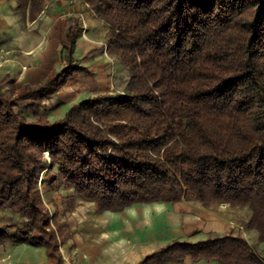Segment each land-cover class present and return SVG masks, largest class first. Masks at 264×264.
<instances>
[{
	"label": "trees",
	"instance_id": "trees-1",
	"mask_svg": "<svg viewBox=\"0 0 264 264\" xmlns=\"http://www.w3.org/2000/svg\"><path fill=\"white\" fill-rule=\"evenodd\" d=\"M16 2L31 21L46 2L63 4ZM81 2L103 22L129 81L50 119L46 101L68 76L87 72L73 56L84 28L75 9L62 40L65 67L34 84L0 83V209L23 216L0 226V243H34L61 257L59 229L38 188L41 172L55 168L75 198L98 211L178 201L246 209L244 226L263 244L254 250L240 229L173 238L140 264L187 257L264 264V0Z\"/></svg>",
	"mask_w": 264,
	"mask_h": 264
},
{
	"label": "rangeland",
	"instance_id": "rangeland-1",
	"mask_svg": "<svg viewBox=\"0 0 264 264\" xmlns=\"http://www.w3.org/2000/svg\"><path fill=\"white\" fill-rule=\"evenodd\" d=\"M59 1L67 6L65 11H62L64 6L57 2H46L44 10L38 14V19L31 21L29 17H22L19 14L16 0H0L1 45L5 48L7 46L35 48L36 53L28 56L29 60H25L26 64L36 61L43 63L39 68L42 70L38 73L39 75L36 76L34 72H30L28 77L24 75V78L20 79L16 71L19 67H16L15 72L12 71L13 69L9 70L8 68L11 67L8 65V61L10 62L8 59L4 65L0 66V83L2 82L5 88L11 86L17 88L24 81L34 84L68 64L62 40L66 38L67 25L74 24L77 18L75 8L78 11L82 8L81 21L84 28L73 56L77 60L76 63L86 66L87 72L68 76L57 95L46 101L45 104L49 109L48 116L51 120L63 117L71 105L84 98L125 89L130 77L126 66L108 50L106 28L103 22L94 16L93 10H86L89 7L82 4L81 0ZM68 6L71 8L69 9ZM88 52L90 54H87ZM14 54L15 52L10 53L12 56ZM85 55L88 56L84 57ZM6 74L12 78L3 80ZM26 78L29 79L26 80ZM45 155L50 159L49 153L46 152ZM57 174L55 168L42 171L38 188L51 214V224L59 229V236H61V233L68 230L71 224L68 219L70 209L79 203L85 204L90 201L75 198L73 188L64 184ZM132 214L136 217L135 222L139 221L133 225L132 223L127 225L129 228L125 226V235L132 237L139 233L141 237L149 238V235H152L150 230L152 226H155L157 238L151 241L155 244L154 246H160L173 236L198 241L207 238L211 233L226 234L233 229H240L243 230L254 250L261 252L263 249V244L258 240V234L247 230L244 226L248 217L246 209L234 208L229 204L204 206L199 201L153 202L140 205L137 210L131 209ZM127 216L130 215L126 213ZM22 219L23 216L10 208L0 209V226H15ZM30 259L35 260L32 256Z\"/></svg>",
	"mask_w": 264,
	"mask_h": 264
},
{
	"label": "crops",
	"instance_id": "crops-1",
	"mask_svg": "<svg viewBox=\"0 0 264 264\" xmlns=\"http://www.w3.org/2000/svg\"><path fill=\"white\" fill-rule=\"evenodd\" d=\"M63 6L62 11H65L67 6L62 4ZM68 8L71 7L68 6ZM0 47L9 52L7 57L10 59L8 65L11 68L8 69L14 71L16 67H19L16 71L20 79H23L24 75L28 77L30 72H34L36 76L42 72L39 70L43 64L41 61L29 64L25 62L29 60L28 56L36 53L35 48H10L8 46L5 48L3 45ZM11 52H15L14 56L10 55ZM94 204L91 201L85 204L79 203L70 209L68 219L71 224L68 230L59 236L60 258H50L45 246L29 242L7 241L0 243V264H140L146 255L167 244L173 238H178V236H173L160 246H154L155 244L151 241L157 238L155 226H152L150 230L152 235H149V238L147 236L143 238L139 233L132 237L125 235V226L129 228V224L133 225L139 221L135 222L136 217L133 216L134 214L131 215V209L136 208L137 210L140 205L150 203H135L120 212L98 211ZM126 213L130 216L126 217ZM31 256L35 260H31ZM210 262L208 259L193 260L187 257L183 261L150 264H211Z\"/></svg>",
	"mask_w": 264,
	"mask_h": 264
},
{
	"label": "built area",
	"instance_id": "built-area-1",
	"mask_svg": "<svg viewBox=\"0 0 264 264\" xmlns=\"http://www.w3.org/2000/svg\"><path fill=\"white\" fill-rule=\"evenodd\" d=\"M8 54V51H5L0 47V66L4 65V63L8 60Z\"/></svg>",
	"mask_w": 264,
	"mask_h": 264
}]
</instances>
